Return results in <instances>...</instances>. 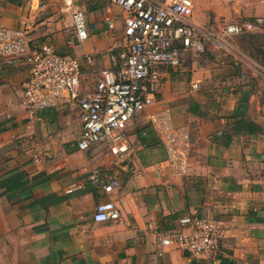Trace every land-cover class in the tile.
<instances>
[{
	"label": "crops",
	"instance_id": "crops-1",
	"mask_svg": "<svg viewBox=\"0 0 264 264\" xmlns=\"http://www.w3.org/2000/svg\"><path fill=\"white\" fill-rule=\"evenodd\" d=\"M41 1L0 0V26L28 28L33 45L51 43L60 54L79 58L84 90L93 89L125 36L111 48V41L91 36L87 24L88 39L75 33L74 48L60 24L45 29L38 22ZM193 2L192 21L200 27L210 16L218 24L264 17V0ZM65 6L71 14L83 11L74 0ZM108 24L115 28L112 17ZM28 75L23 58L9 63L0 57V264H264V106L236 102L230 113L212 111L207 118L201 109L199 115L189 111V168L179 175L166 153L145 164L130 141L120 157L106 145L80 151L81 123L63 101L33 117L23 109ZM236 118L253 121L262 133H235ZM95 171L120 187L105 193L91 180ZM110 201L120 208V220L95 222L97 205ZM192 215L217 222L219 248L194 260L176 247L157 256V233L178 229Z\"/></svg>",
	"mask_w": 264,
	"mask_h": 264
},
{
	"label": "built area",
	"instance_id": "built-area-1",
	"mask_svg": "<svg viewBox=\"0 0 264 264\" xmlns=\"http://www.w3.org/2000/svg\"><path fill=\"white\" fill-rule=\"evenodd\" d=\"M106 1L126 13L125 43L114 56L112 66L101 72L93 89L88 91L84 90L79 58L60 54L51 43L33 45L28 28L0 26V57L9 63L23 58L29 68L21 99L23 109L33 117L63 101L81 123L82 131L76 143L80 151L106 145L115 157L128 153L125 132L139 114L160 105L162 69L181 67L186 57L203 54L208 42L224 47L233 36L264 31V17L224 23L214 33L207 31L192 21L193 0ZM72 21L79 40H87L85 13L74 8ZM197 87V83L192 85L193 89ZM150 120L169 167L176 174L186 175L191 148L189 129L175 125L172 111L167 107L157 110ZM91 180L105 193H113L120 187L119 180L102 176L99 171L92 174ZM121 215L114 202H101L93 220L117 221ZM174 247L187 251L193 259L215 252L219 248L217 222L192 215L182 218L178 229L157 233V256L163 257Z\"/></svg>",
	"mask_w": 264,
	"mask_h": 264
},
{
	"label": "rangeland",
	"instance_id": "rangeland-1",
	"mask_svg": "<svg viewBox=\"0 0 264 264\" xmlns=\"http://www.w3.org/2000/svg\"><path fill=\"white\" fill-rule=\"evenodd\" d=\"M74 1L85 13L91 36L100 35L101 42L105 44L111 41V48L123 44L124 12L119 7L109 4L106 0ZM41 4L44 10L38 22H44L43 28L52 27L53 23L60 24V30L67 34V41H72L74 48H78L72 14L66 10L65 0H43ZM109 17L114 19V29L109 27ZM224 23L221 21L218 24L213 16H210L201 28L214 33ZM46 40L47 37L44 41ZM224 45L220 47L208 42L203 54L187 57L177 69L161 70L158 93L160 105L139 114L125 132L131 150L145 164L158 162L165 157L161 143L142 147L137 138L138 129L145 126L154 129L150 116L161 108L171 109L175 125L187 126L192 122L189 108L193 103L198 104L205 118L212 111L216 114L230 113L236 102H252V106L257 109L264 106V31L257 30L233 36ZM66 50L71 51L69 48ZM195 83L198 87L193 89L192 85ZM261 113L264 114L263 111ZM250 264H259V261L253 260Z\"/></svg>",
	"mask_w": 264,
	"mask_h": 264
},
{
	"label": "trees",
	"instance_id": "trees-1",
	"mask_svg": "<svg viewBox=\"0 0 264 264\" xmlns=\"http://www.w3.org/2000/svg\"><path fill=\"white\" fill-rule=\"evenodd\" d=\"M189 111L193 114H201L198 104L195 103L190 106ZM233 124L235 133H246L251 135L262 133L261 128L256 123L248 119L236 118ZM137 138L144 147H152L156 143H161L154 129L149 126L138 129ZM192 264H194V261L192 262Z\"/></svg>",
	"mask_w": 264,
	"mask_h": 264
},
{
	"label": "water",
	"instance_id": "water-1",
	"mask_svg": "<svg viewBox=\"0 0 264 264\" xmlns=\"http://www.w3.org/2000/svg\"><path fill=\"white\" fill-rule=\"evenodd\" d=\"M187 255H189V253L187 251H184Z\"/></svg>",
	"mask_w": 264,
	"mask_h": 264
}]
</instances>
